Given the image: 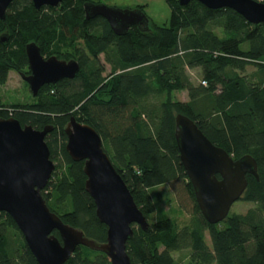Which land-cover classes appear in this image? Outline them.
<instances>
[{
  "label": "trees",
  "instance_id": "obj_1",
  "mask_svg": "<svg viewBox=\"0 0 264 264\" xmlns=\"http://www.w3.org/2000/svg\"><path fill=\"white\" fill-rule=\"evenodd\" d=\"M88 1L102 2L61 0L56 7L36 9L30 0H13L0 19V35H8L7 42L0 41V86L10 71L29 72L24 47L31 41L46 57L74 58L80 65L74 79L42 86L31 102L6 103L0 94V118L36 129L53 127L45 142L55 168L41 190L48 208L86 237L105 241L107 228L85 190L84 162L72 160L65 150L64 128L74 116L99 134L145 217L161 200L160 192L151 194L160 185L170 184L192 203L183 225L171 217L148 222L147 231L132 225L133 236L126 242L131 264H182L172 252L183 249L188 250L186 264H264V26L230 8L166 0L168 24L149 19L147 32L132 26L116 35L104 18H85ZM250 65L256 70L244 73ZM191 69H199L204 84L192 81ZM183 90L186 101L172 98ZM177 113L192 119L234 159L249 154L256 160L258 180L248 174L240 198L253 206L244 213L217 224L204 219L179 159ZM0 264H38L5 212H0ZM64 264L110 262L103 252L78 246Z\"/></svg>",
  "mask_w": 264,
  "mask_h": 264
},
{
  "label": "water",
  "instance_id": "obj_2",
  "mask_svg": "<svg viewBox=\"0 0 264 264\" xmlns=\"http://www.w3.org/2000/svg\"><path fill=\"white\" fill-rule=\"evenodd\" d=\"M13 0H0V19L5 18ZM36 9L56 7L61 0H30ZM190 0H179L186 5ZM211 9L230 8L251 24L264 26V2L257 0H197ZM84 16L104 18L116 35H124L132 26L149 30V18L140 8L123 9L102 2H85ZM8 35H0L2 43ZM29 74L21 73L33 96L44 85L74 79L80 70L74 58L43 56L33 41L26 43ZM51 125L36 129L15 118H0V212L7 213L21 232L38 264H64L78 246L103 252L110 264H131L126 242L133 236L132 225L148 230V221L105 152L102 139L93 127L74 116L64 128L65 150L74 161H83L85 190L93 199L98 220L106 226V239L99 242L67 223L51 211L41 194L55 163L45 136ZM174 138L179 159L192 185L197 206L209 224H217L229 215L231 205L242 197L246 176L258 180L256 160L249 154L234 159L213 144L197 124L184 114L174 119ZM53 231H57L58 237Z\"/></svg>",
  "mask_w": 264,
  "mask_h": 264
},
{
  "label": "rangeland",
  "instance_id": "obj_3",
  "mask_svg": "<svg viewBox=\"0 0 264 264\" xmlns=\"http://www.w3.org/2000/svg\"><path fill=\"white\" fill-rule=\"evenodd\" d=\"M102 3L123 9H133L137 6H143L144 13L153 23L157 25H166L169 22L170 8L166 0H102ZM100 60L103 62L102 56H100ZM255 70L256 67L250 65L246 67L244 73H252ZM109 71V66L105 64V71L103 72V76L106 77L105 79H108L107 76ZM189 74L194 83H198L202 79L199 69H191L189 70ZM0 94L2 95L3 101L6 103H28L32 101V95L28 84L17 71H10L8 73L6 83L0 86ZM172 98L186 101L187 92L185 90L175 91L172 93ZM157 192L161 193V200L156 204L155 211L147 215V221L151 223L162 217H171L175 218L179 225L187 223L191 216L189 211L192 207V203L188 197H186L182 191L176 192L170 184L160 185L151 189V194L154 195ZM252 206V202L239 199L231 205L229 215L232 213H244ZM204 236L208 246H210V239L206 231L204 232ZM172 254L177 261H180L182 264L187 263L188 250L183 249L174 251Z\"/></svg>",
  "mask_w": 264,
  "mask_h": 264
},
{
  "label": "flooded vegetation",
  "instance_id": "obj_4",
  "mask_svg": "<svg viewBox=\"0 0 264 264\" xmlns=\"http://www.w3.org/2000/svg\"><path fill=\"white\" fill-rule=\"evenodd\" d=\"M44 56V55H43ZM46 57V56H45ZM61 59V58H60ZM28 66V65H27ZM29 71V70H28ZM20 73V72H19ZM30 72L26 73L25 75L29 74ZM21 74V73H20Z\"/></svg>",
  "mask_w": 264,
  "mask_h": 264
},
{
  "label": "built area",
  "instance_id": "obj_5",
  "mask_svg": "<svg viewBox=\"0 0 264 264\" xmlns=\"http://www.w3.org/2000/svg\"><path fill=\"white\" fill-rule=\"evenodd\" d=\"M203 84L205 83V81H201Z\"/></svg>",
  "mask_w": 264,
  "mask_h": 264
}]
</instances>
